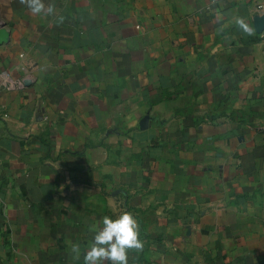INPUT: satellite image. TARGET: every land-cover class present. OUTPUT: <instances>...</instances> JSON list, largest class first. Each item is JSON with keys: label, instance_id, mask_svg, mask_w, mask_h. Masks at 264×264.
<instances>
[{"label": "crops", "instance_id": "0c3cea01", "mask_svg": "<svg viewBox=\"0 0 264 264\" xmlns=\"http://www.w3.org/2000/svg\"><path fill=\"white\" fill-rule=\"evenodd\" d=\"M45 3L0 0V264H84L125 211L128 264H264V0Z\"/></svg>", "mask_w": 264, "mask_h": 264}, {"label": "clouds", "instance_id": "9594fccd", "mask_svg": "<svg viewBox=\"0 0 264 264\" xmlns=\"http://www.w3.org/2000/svg\"><path fill=\"white\" fill-rule=\"evenodd\" d=\"M34 15L45 17L56 13L55 5L45 3V0H20ZM63 17H59V22ZM235 23L246 34H254V29L245 20L237 18ZM102 225V226H101ZM90 230L95 233L88 250L83 255L84 264H128L130 250L143 249L140 238V224L130 212H123L117 218L104 216L100 225H91ZM74 259H80V247L72 245Z\"/></svg>", "mask_w": 264, "mask_h": 264}, {"label": "water", "instance_id": "95a60500", "mask_svg": "<svg viewBox=\"0 0 264 264\" xmlns=\"http://www.w3.org/2000/svg\"><path fill=\"white\" fill-rule=\"evenodd\" d=\"M254 26L257 33L264 32V13L254 17ZM9 41V32L3 24H0V45ZM147 117L142 121V125L147 123Z\"/></svg>", "mask_w": 264, "mask_h": 264}, {"label": "built area", "instance_id": "2783aa9c", "mask_svg": "<svg viewBox=\"0 0 264 264\" xmlns=\"http://www.w3.org/2000/svg\"><path fill=\"white\" fill-rule=\"evenodd\" d=\"M257 1V0H254ZM1 76L3 78H5V85L8 88H24L25 86H27L28 84L31 83V80L26 79V78H22L20 80L14 81L12 79H10L9 77H7V75L5 73H2ZM0 117H6V114L3 113V110H0ZM259 130H264V117H263V122L258 126Z\"/></svg>", "mask_w": 264, "mask_h": 264}]
</instances>
